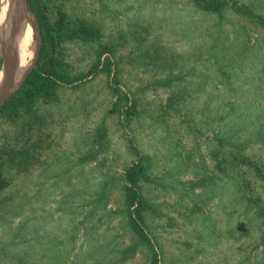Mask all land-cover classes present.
<instances>
[{
  "label": "rangeland",
  "instance_id": "rangeland-1",
  "mask_svg": "<svg viewBox=\"0 0 264 264\" xmlns=\"http://www.w3.org/2000/svg\"><path fill=\"white\" fill-rule=\"evenodd\" d=\"M220 1L28 0L71 82L0 110V264H264V0Z\"/></svg>",
  "mask_w": 264,
  "mask_h": 264
},
{
  "label": "trees",
  "instance_id": "trees-1",
  "mask_svg": "<svg viewBox=\"0 0 264 264\" xmlns=\"http://www.w3.org/2000/svg\"><path fill=\"white\" fill-rule=\"evenodd\" d=\"M220 0H196V4L202 9H207L210 11H217L222 3ZM33 3L37 6L38 0H33ZM36 13L40 19L41 26L43 29V39L44 43L48 44L52 49V56L49 58L45 65V69H35L32 74L28 77L23 87L14 95L12 98L7 101L3 108H8L9 106L17 107L25 104H31L35 102L38 98H52L55 95V90L61 85L65 83H70V79L68 75L64 74L59 67L57 66L60 63V56L57 55V41L60 40L61 34L58 33L56 27L51 24L48 17L45 15L43 10L36 9ZM87 32V31H86ZM87 36H90L89 34ZM1 60V57H0ZM8 150L9 157L8 159H4L2 154L0 153V193L6 188L9 184V180L5 174V167L8 163L16 164L15 161L17 158L22 159V155H25L21 149H16L10 147ZM5 152L3 149L2 153ZM19 163V162H18ZM144 167L136 166L135 168L128 171L129 175L127 176L128 184H130V188H128V201L130 203V208H134L133 215L134 219L132 220V229L136 232V234L148 241V235L144 229V217L142 215V211L145 205L143 198L139 195V193L135 190L139 183V176L143 173ZM127 173V174H128ZM139 175V176H138Z\"/></svg>",
  "mask_w": 264,
  "mask_h": 264
},
{
  "label": "bare ground",
  "instance_id": "bare-ground-1",
  "mask_svg": "<svg viewBox=\"0 0 264 264\" xmlns=\"http://www.w3.org/2000/svg\"><path fill=\"white\" fill-rule=\"evenodd\" d=\"M0 23L4 31L14 42L17 55L16 73L10 80V87L24 75L30 60L34 56L31 24L20 13L17 0H1ZM5 83V72H0V93Z\"/></svg>",
  "mask_w": 264,
  "mask_h": 264
},
{
  "label": "water",
  "instance_id": "water-1",
  "mask_svg": "<svg viewBox=\"0 0 264 264\" xmlns=\"http://www.w3.org/2000/svg\"><path fill=\"white\" fill-rule=\"evenodd\" d=\"M17 5L20 13L27 17L34 31V56L30 60V64L28 65L24 75L17 81V83L10 87V80L16 73V65L18 59L16 55V49L14 47V42L4 31V33L2 34V40L3 46L5 48V65L3 69V71L5 72V83L0 93V106L3 105L12 96H14L30 76L36 66L42 46V36L40 33L39 23L36 16L28 8V0H17Z\"/></svg>",
  "mask_w": 264,
  "mask_h": 264
}]
</instances>
